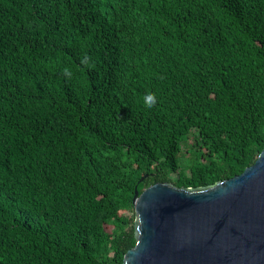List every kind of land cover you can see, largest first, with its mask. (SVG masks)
Here are the masks:
<instances>
[{
	"label": "trees",
	"instance_id": "1",
	"mask_svg": "<svg viewBox=\"0 0 264 264\" xmlns=\"http://www.w3.org/2000/svg\"><path fill=\"white\" fill-rule=\"evenodd\" d=\"M263 148L264 0H0V264H124L137 185Z\"/></svg>",
	"mask_w": 264,
	"mask_h": 264
},
{
	"label": "water",
	"instance_id": "2",
	"mask_svg": "<svg viewBox=\"0 0 264 264\" xmlns=\"http://www.w3.org/2000/svg\"><path fill=\"white\" fill-rule=\"evenodd\" d=\"M133 202L137 242L124 264H264V148L215 185H137Z\"/></svg>",
	"mask_w": 264,
	"mask_h": 264
},
{
	"label": "rangeland",
	"instance_id": "3",
	"mask_svg": "<svg viewBox=\"0 0 264 264\" xmlns=\"http://www.w3.org/2000/svg\"><path fill=\"white\" fill-rule=\"evenodd\" d=\"M190 142H192V140H190L189 143H190ZM188 160H190V158H189V159H186V160H185V163H188Z\"/></svg>",
	"mask_w": 264,
	"mask_h": 264
}]
</instances>
